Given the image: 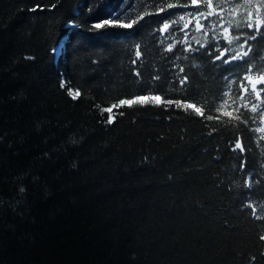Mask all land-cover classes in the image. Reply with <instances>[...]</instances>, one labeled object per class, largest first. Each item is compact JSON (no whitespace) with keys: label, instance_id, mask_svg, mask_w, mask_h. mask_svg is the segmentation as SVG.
I'll return each instance as SVG.
<instances>
[{"label":"trees","instance_id":"1","mask_svg":"<svg viewBox=\"0 0 264 264\" xmlns=\"http://www.w3.org/2000/svg\"><path fill=\"white\" fill-rule=\"evenodd\" d=\"M261 71L264 0H0V264H264Z\"/></svg>","mask_w":264,"mask_h":264},{"label":"snow or ice","instance_id":"2","mask_svg":"<svg viewBox=\"0 0 264 264\" xmlns=\"http://www.w3.org/2000/svg\"><path fill=\"white\" fill-rule=\"evenodd\" d=\"M205 2L207 3L208 0H205ZM193 3H196V0H193ZM173 6L174 5H171V4L168 5V7H173ZM161 10H163V9H161ZM164 27H165V29H167L168 25L165 24ZM139 55H140V53L137 52V56H139ZM245 55H247V53H245ZM261 76H264V71H261ZM259 82L260 83H264V79H260ZM181 83H183V81H181ZM77 95H78V93H77ZM133 103H137V104L155 103V101H151V100L150 101H143V100L139 99L138 97H134L132 100H120L119 104H114V105H112V107H119V106H122V105H125V104L128 105L129 107H131L133 105ZM169 103H171V101H169ZM177 104H178V106H180L179 102H177ZM102 111H109V109L105 108V109H102ZM197 111H199V110L197 109ZM207 118L208 119H212L213 117L212 116H208ZM110 121H111V118H109V122ZM237 147H239V145H237ZM262 239H264V237H262Z\"/></svg>","mask_w":264,"mask_h":264},{"label":"rangeland","instance_id":"3","mask_svg":"<svg viewBox=\"0 0 264 264\" xmlns=\"http://www.w3.org/2000/svg\"><path fill=\"white\" fill-rule=\"evenodd\" d=\"M58 51H59V48L56 49V52L57 53H58ZM258 84H260L259 80H253L252 81V87L257 86ZM139 99H141L143 101H148V100L155 101V102H158L159 101V99L158 98H155V97H151V98H149V97H141Z\"/></svg>","mask_w":264,"mask_h":264}]
</instances>
